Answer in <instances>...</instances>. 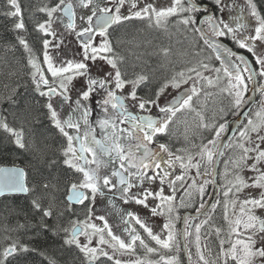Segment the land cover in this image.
<instances>
[{"label":"snow or ice","instance_id":"6c2138e0","mask_svg":"<svg viewBox=\"0 0 264 264\" xmlns=\"http://www.w3.org/2000/svg\"><path fill=\"white\" fill-rule=\"evenodd\" d=\"M0 18V264H264V0Z\"/></svg>","mask_w":264,"mask_h":264},{"label":"trees","instance_id":"16d2710c","mask_svg":"<svg viewBox=\"0 0 264 264\" xmlns=\"http://www.w3.org/2000/svg\"><path fill=\"white\" fill-rule=\"evenodd\" d=\"M0 24H2V18H0ZM2 30V28H0ZM15 157L11 153L0 152V162H13Z\"/></svg>","mask_w":264,"mask_h":264},{"label":"flooded vegetation","instance_id":"af4514ba","mask_svg":"<svg viewBox=\"0 0 264 264\" xmlns=\"http://www.w3.org/2000/svg\"><path fill=\"white\" fill-rule=\"evenodd\" d=\"M230 118L231 116L228 119ZM6 166H13V162H0V167H6ZM156 222L159 223L160 221L157 220Z\"/></svg>","mask_w":264,"mask_h":264},{"label":"water","instance_id":"95a60500","mask_svg":"<svg viewBox=\"0 0 264 264\" xmlns=\"http://www.w3.org/2000/svg\"><path fill=\"white\" fill-rule=\"evenodd\" d=\"M232 119H233V118H231L230 121H231ZM241 119H242V117H241ZM233 126H235V125H233ZM6 167H11V166H6Z\"/></svg>","mask_w":264,"mask_h":264}]
</instances>
